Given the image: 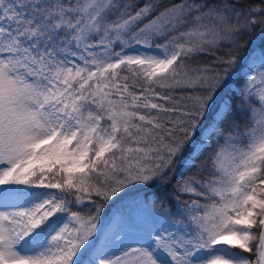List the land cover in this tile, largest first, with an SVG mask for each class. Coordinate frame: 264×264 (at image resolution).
<instances>
[{"label":"snow or ice","instance_id":"obj_1","mask_svg":"<svg viewBox=\"0 0 264 264\" xmlns=\"http://www.w3.org/2000/svg\"><path fill=\"white\" fill-rule=\"evenodd\" d=\"M257 24L264 0H0V264H264V62L205 122ZM181 160L179 218L101 233Z\"/></svg>","mask_w":264,"mask_h":264},{"label":"trees","instance_id":"obj_2","mask_svg":"<svg viewBox=\"0 0 264 264\" xmlns=\"http://www.w3.org/2000/svg\"><path fill=\"white\" fill-rule=\"evenodd\" d=\"M140 2L143 3V0ZM232 51L237 57L236 74L231 77L232 83L228 87L222 85L217 91L213 108L205 118V122L208 124L212 123L214 112L220 109L223 102L230 100L235 110L236 100L241 92V87L238 85L243 83L244 78L251 70L259 71L261 62H264V25L253 26L243 36L240 46L233 48ZM202 59L210 61L211 57L205 56ZM252 102L258 105L255 98ZM236 115L237 119L243 122L242 115L239 113ZM227 158L228 153L226 152L225 159L227 160ZM182 165L183 161H178L176 175L167 184L155 181L150 185H130L124 192L118 194V197L109 200L101 213L100 231L106 228L114 215L117 216V226L119 227L133 226L137 228L147 224L148 229L152 232L159 229L161 225L170 226L167 222L173 218H179L180 213V206L174 199L173 185L179 179V169ZM94 199L99 200L96 197ZM181 199H188V197H181ZM138 214L142 215L141 220L136 219Z\"/></svg>","mask_w":264,"mask_h":264},{"label":"rangeland","instance_id":"obj_3","mask_svg":"<svg viewBox=\"0 0 264 264\" xmlns=\"http://www.w3.org/2000/svg\"><path fill=\"white\" fill-rule=\"evenodd\" d=\"M141 214H138L136 216L137 220H141ZM114 228L116 230H122L123 234L128 237V242L134 243L136 242V239L140 238V237H144L146 236L147 233L151 232L148 229V225L145 224L144 226L141 227H133V226H125V227H119L117 226V216L114 215L108 222L106 228ZM105 228V229H106ZM105 229L103 231H101V233L103 234V232L105 231ZM103 240V235L101 236V241ZM99 246V244H98Z\"/></svg>","mask_w":264,"mask_h":264}]
</instances>
